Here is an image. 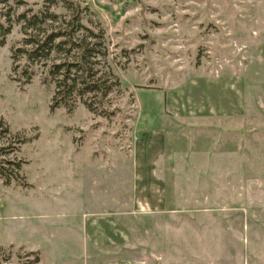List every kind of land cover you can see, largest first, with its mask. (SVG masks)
<instances>
[{"label": "rangeland", "instance_id": "rangeland-1", "mask_svg": "<svg viewBox=\"0 0 264 264\" xmlns=\"http://www.w3.org/2000/svg\"><path fill=\"white\" fill-rule=\"evenodd\" d=\"M78 1L99 35L97 75L112 86L95 105L110 115L54 108L44 68L24 82L27 59L12 58L24 34L12 23L0 48V148L14 150L0 157L19 180L0 178V264H264V0ZM45 3L10 0L14 15ZM10 11L0 7L4 25ZM151 140L176 212H110L102 251L84 229L109 212L113 189L130 199L134 147ZM209 205L219 210L201 211Z\"/></svg>", "mask_w": 264, "mask_h": 264}, {"label": "trees", "instance_id": "trees-1", "mask_svg": "<svg viewBox=\"0 0 264 264\" xmlns=\"http://www.w3.org/2000/svg\"><path fill=\"white\" fill-rule=\"evenodd\" d=\"M17 4H23V1H18ZM7 5L11 11L4 17L11 23L4 25L0 22V48L6 44L12 23L22 25L23 47L16 49L12 58L15 61L22 56L27 59L26 68L20 72L25 77L24 82L26 78L32 79L37 68H44L42 81L55 86L54 108L63 107L73 112L78 103H82L90 112L96 113L97 108L101 107L102 115H110L102 107L103 104L100 107L95 105L94 99L107 97L112 92V86L97 75L101 44L99 35L84 23L85 7L82 3L78 0H46L43 9L37 12L28 9L15 15L12 13L10 0H0L1 8ZM59 5L67 10L66 15L50 11L53 6ZM11 13L14 16L12 21ZM17 80L23 82L20 77ZM13 150V147L8 150L0 148V156L10 154ZM1 157L0 178L5 186H9L14 179L19 180V177L17 174L13 177L4 172L5 161ZM9 163L15 166L17 172L23 169L19 162Z\"/></svg>", "mask_w": 264, "mask_h": 264}, {"label": "crops", "instance_id": "crops-1", "mask_svg": "<svg viewBox=\"0 0 264 264\" xmlns=\"http://www.w3.org/2000/svg\"><path fill=\"white\" fill-rule=\"evenodd\" d=\"M157 134V133H156ZM154 133V135H156ZM138 141V140H137ZM156 144L154 140L149 141V145L142 149L140 145H135L134 149L136 150L137 162L135 170L133 171V187L131 192V197L127 201L126 198L122 195L125 189L121 187L113 189V196L109 197L107 200L109 207V212L107 213H96L100 215L98 220H93L87 223L86 229H84V238L85 240H90L95 242V246L100 248L103 247L102 251H105L106 246L111 245V236L105 232L104 225H111L112 219L110 217V212H118L121 216H126V208H133L134 212L139 210V213H151L152 215L161 217L166 215H174L176 210L174 209L172 203L168 198L167 192H173V187H168L165 176L167 175L164 166H167V161L164 159L163 153L156 151L153 146ZM104 189L102 191H106ZM112 189L110 190V192ZM106 192H109L107 190ZM125 198V199H124ZM114 200L115 202H111ZM85 202H83L84 204ZM218 205V204H216ZM210 206V207H209ZM202 209L204 213H214L219 209H213L212 205ZM103 207H106V203L103 204ZM183 208H192L191 204L189 206H184ZM90 231V232H89ZM88 232L90 234H88ZM105 246V247H104ZM159 259V256L157 257ZM172 258H167L165 260L166 264H174ZM104 264H110L106 262Z\"/></svg>", "mask_w": 264, "mask_h": 264}]
</instances>
